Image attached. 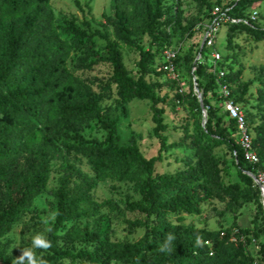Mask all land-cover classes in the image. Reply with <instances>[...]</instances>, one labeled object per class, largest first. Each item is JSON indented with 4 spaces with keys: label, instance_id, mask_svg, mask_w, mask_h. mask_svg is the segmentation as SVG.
<instances>
[{
    "label": "trees",
    "instance_id": "obj_1",
    "mask_svg": "<svg viewBox=\"0 0 264 264\" xmlns=\"http://www.w3.org/2000/svg\"><path fill=\"white\" fill-rule=\"evenodd\" d=\"M112 1L113 17L107 18L106 22L130 49L139 54L138 74L126 71L119 43L110 40L107 32L91 29L88 22L86 28L71 23L65 31L76 38L96 37L105 41L108 49L106 61L112 66L111 81L117 89L118 104L134 99L152 101L153 135L159 140L158 154L146 158L136 141L129 145L117 142L118 121L103 117L101 93L67 66L72 45L58 32L52 0H0V238L11 231L22 212L44 191L51 162L66 159V152H70L84 157L94 175L83 173L71 163L65 167L58 186L51 191L56 204L55 222L48 233L51 252L39 260L46 261V264H63L66 260L73 264H109L111 261L127 264H245L247 257L240 239L249 229L234 233L228 229L225 232L208 231L181 223L186 215H197L201 211L205 192L202 185L194 182V178L200 177L201 164L193 165L187 161L185 168L175 177L156 171V163L162 161L163 152L168 148H187L184 141L167 143L162 132L168 125L163 117L165 110L159 105L162 99L157 93L158 86L146 80V75L151 72L150 64L166 47H160L158 25L172 24L176 30L180 14L176 9L173 18L167 16L163 7L166 0ZM200 1L207 4L206 0ZM256 1L259 0H237L228 5L232 7V14L244 16L247 13L243 15L241 10ZM227 26L231 31L242 29L256 41H264V28H252L242 23ZM143 34L150 38L148 46L139 43L135 37ZM199 52L203 56L210 53L205 45L196 53ZM178 61L179 55L175 66ZM191 61L189 54L184 56V66L189 72L196 67L197 74L205 71L216 80L215 85L213 82L201 83L198 76L193 80L202 93L207 110L203 138L193 146L195 152L210 153L215 146L226 145L233 153L238 176L253 188V196L244 193L245 201L249 202L253 197L258 199L260 189L245 173H256V170H252L245 159L239 139L227 136L222 126L223 118L217 117L216 108L210 105L207 97L215 87L218 88L216 76L209 71L210 64L206 66L203 62ZM159 64L161 66V59ZM224 64L225 60L219 68L224 70ZM224 72L220 83L230 89L236 103L246 104L251 83L242 84L240 92L235 95L232 82L240 72ZM258 102L264 106V92ZM92 119L107 131L101 140L86 139L78 134L79 124ZM230 126L238 132L235 120ZM250 131L253 148L259 157L257 167L264 172V120ZM110 173L120 181L135 182L140 194L138 200L126 202L129 211L145 215L143 220L127 221V228L132 232L144 228L137 241H111L77 223L97 213L101 205L93 200L91 192ZM162 189L175 193L163 198ZM173 217L178 223H174ZM67 223L73 224L58 235ZM232 234L236 241L230 240ZM59 237L66 242L77 240L92 244V248L73 251L59 246ZM261 251L264 253V245ZM0 258H3L1 253Z\"/></svg>",
    "mask_w": 264,
    "mask_h": 264
},
{
    "label": "rangeland",
    "instance_id": "obj_2",
    "mask_svg": "<svg viewBox=\"0 0 264 264\" xmlns=\"http://www.w3.org/2000/svg\"><path fill=\"white\" fill-rule=\"evenodd\" d=\"M237 0H206L203 4L200 0H166L163 4L167 16L174 17V12L180 14V24L175 27L172 24L162 23L158 25L160 31L161 46H172L178 49L180 61L175 66L177 78L163 71L159 64L161 55L150 64L151 72L146 75L149 83L157 84V93L162 99L160 106L165 110L163 115L168 128L162 132L167 138V143L184 141L185 147H171L163 152L161 162L156 163V171L167 173L175 177L182 171L187 161L193 165L201 164L200 177L194 178V182L202 185L205 198L201 202V211L197 215H186L181 222L184 225H192L195 228H203L208 231L238 232L240 229H249L244 233L240 242L244 246V255L247 257L245 264H264V253L261 246L264 245V204L263 197L252 198L245 201L244 193L253 196V188L244 183L237 174V168L233 163V153L226 145L215 146L210 153L200 150L195 152L193 146L203 138L204 114L195 92L194 84L196 76L201 83L210 82L216 84V80L205 71L197 74L196 67L191 72L184 66V56H191V63L198 59L196 53L203 44V32L201 24L206 22L210 7L222 3L228 4ZM52 8L55 22L60 36L72 45V52L67 62L69 70L93 85L96 92L101 93L100 107L104 118H115L117 125V142L120 145H129L136 141L138 147L146 158L158 154L159 140L153 135V110L152 101L134 99L127 103L118 104L117 89L111 81L112 66L106 61L108 49L104 40L99 38L73 37L67 34L65 29L73 23L75 26L86 28L89 23L91 29H99L108 33L110 40L119 43L123 64L131 74L139 73V54L130 49L115 33V30L107 22V18L113 17L112 0H52ZM244 7L245 5H241ZM250 10L258 12L257 26L264 28V0H259L246 9H242L243 15ZM174 23V20L171 21ZM137 41L148 46L150 38L143 35L135 36ZM215 48L221 58L218 66L225 60L224 70L229 73L239 71L238 77L233 79L234 93L238 95L242 84L250 82L248 101L241 104L242 110L247 116L250 128L255 127L264 120V106L258 102L259 96L264 92V41H256L242 29L231 31L227 25H222L215 40ZM211 51V49L206 48ZM206 66L211 64L209 53L202 58ZM230 74V75H231ZM214 84V85H215ZM102 89H104L102 91ZM191 89L193 90L190 95ZM208 94L211 106L216 108L217 117L223 118L222 126L226 129L228 137L239 139L236 129L230 124L234 120L224 114L222 106L223 97L217 87ZM199 92H201L198 89ZM183 92V96H180ZM217 118L214 120L216 122ZM78 134L86 139L101 140L107 135V131L100 126L96 119L79 124ZM203 140H200L202 142ZM68 163L75 165L83 173L94 175L92 167L87 160L70 152H66V159L51 162L50 177L44 191L38 195L32 205L22 212L20 219L15 223L11 231L0 238V264H16L18 258L25 250H31L39 260L49 254L47 250L35 248L32 240L37 235L48 240V233L55 222L56 204L51 191L59 184V178L64 173ZM163 198H168L175 192L170 189H162ZM92 198L101 206L97 213L88 219L77 221L78 225L89 232H98L102 238L111 241H137L144 233V228L130 231L127 228L128 220L145 218L144 214L129 211L127 201H136L140 198L135 182L120 181L114 174H109L104 181H100L91 192ZM174 223H178L174 217ZM73 223H67L64 229L58 231L62 235ZM58 245L73 251L82 248H92V244L81 241L66 242L58 238ZM63 264H73L66 260ZM109 264H127L120 261H111Z\"/></svg>",
    "mask_w": 264,
    "mask_h": 264
},
{
    "label": "built area",
    "instance_id": "obj_3",
    "mask_svg": "<svg viewBox=\"0 0 264 264\" xmlns=\"http://www.w3.org/2000/svg\"><path fill=\"white\" fill-rule=\"evenodd\" d=\"M232 7L228 4H216L210 11L209 18L206 22L201 24L203 32V40L206 48L211 49L209 55L211 58V64L209 71L216 76L219 91L223 97L222 106L224 112H226L229 119L235 120L237 124L239 143L243 150V154L247 162L252 167V170H256V173L250 171L254 174L257 179L264 185V172L260 171L257 167L259 163V157L253 148L252 143V133L247 122L245 113L242 110L240 104L236 103L232 99L230 89L220 83V79L224 77V70L220 69L218 63L220 61L221 55L215 48V40L217 38L218 31L222 25H231L242 23L249 27H257L258 12L256 10H250L244 16H237L231 13ZM178 55V49L172 46H166L161 52V69L170 75L173 79L177 78L175 69V59ZM203 55L201 52L198 53V59L202 61ZM224 233H222L223 235ZM236 236L231 235L230 240L236 241ZM209 244V241H206Z\"/></svg>",
    "mask_w": 264,
    "mask_h": 264
},
{
    "label": "clouds",
    "instance_id": "obj_4",
    "mask_svg": "<svg viewBox=\"0 0 264 264\" xmlns=\"http://www.w3.org/2000/svg\"><path fill=\"white\" fill-rule=\"evenodd\" d=\"M32 244L35 248H41L44 250L51 247L50 242L41 235L34 237ZM16 264H46V261L42 259L38 260L33 251L25 250L16 261Z\"/></svg>",
    "mask_w": 264,
    "mask_h": 264
},
{
    "label": "water",
    "instance_id": "obj_5",
    "mask_svg": "<svg viewBox=\"0 0 264 264\" xmlns=\"http://www.w3.org/2000/svg\"><path fill=\"white\" fill-rule=\"evenodd\" d=\"M203 46H204V40H203L202 47ZM194 89H195V92L197 93V97H198V100H199V103H200V107H201L202 112L204 114V125H205V122H206V119H207V110H206V107L204 106V102H203V99H202V93L198 91V88H197V85H196L195 82H194ZM245 173L247 175H249L253 179V181L256 183V185L260 189V193H261V196L263 197V204H264V185L257 179V177L254 174H252L250 172H246V171H245Z\"/></svg>",
    "mask_w": 264,
    "mask_h": 264
}]
</instances>
